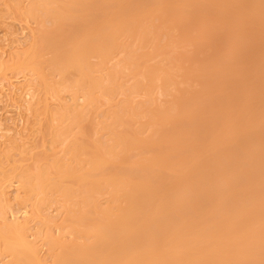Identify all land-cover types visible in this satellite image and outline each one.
I'll list each match as a JSON object with an SVG mask.
<instances>
[{
    "label": "bare ground",
    "instance_id": "6f19581e",
    "mask_svg": "<svg viewBox=\"0 0 264 264\" xmlns=\"http://www.w3.org/2000/svg\"><path fill=\"white\" fill-rule=\"evenodd\" d=\"M189 11L210 16L218 27L205 31V45L215 49L223 36L230 48L228 58L186 74L207 73L215 98L194 104L178 120L157 111L155 123L172 125L160 142L159 128L145 139L108 130L110 144L96 145L88 169L57 160V176L40 171L35 185H25L29 194L66 198L73 192L62 179L85 185L78 193L82 208L71 204L72 233L83 243L49 241L53 264H264V0H63L61 8L39 0L28 15L55 21L59 36L72 18L82 21V35L64 43L51 64L63 78L76 73L78 88L111 93L113 74L104 84L92 77L89 60L98 59L101 68L121 37L135 38L122 63L136 72L148 42L168 39L173 29L186 35ZM158 72H146L149 85ZM114 118L117 123L118 114ZM157 146L162 152L152 153ZM132 148L151 153L127 164L123 155ZM70 155L79 164L75 152ZM115 165L122 168L111 175ZM104 191L106 206L96 201ZM87 218L92 225L82 223ZM0 238L11 264H45L18 230L0 232Z\"/></svg>",
    "mask_w": 264,
    "mask_h": 264
},
{
    "label": "rangeland",
    "instance_id": "374dc122",
    "mask_svg": "<svg viewBox=\"0 0 264 264\" xmlns=\"http://www.w3.org/2000/svg\"><path fill=\"white\" fill-rule=\"evenodd\" d=\"M38 2L0 0V232L18 230L36 249L42 262L53 264L49 241L83 243L72 233L75 214L71 204L78 203L82 208L78 193L85 185L71 178L62 179L63 186L73 192L67 198L52 192L45 196L37 192L29 194L25 185H35L40 171L47 170L51 176H57L54 168L57 160L81 170L88 169V156L96 145L110 144L108 130L145 139L159 128L157 141L164 140L160 134L172 125L163 121L155 123L157 111L169 112L178 120L194 104L213 100L217 92L207 73L186 74L198 71L203 65L210 67L228 58L231 52L223 36L218 37L215 49L205 45V31H217L218 27L210 16L189 11L193 20L186 35L180 29H173L168 39L160 36L148 42L136 72L122 63L126 53L135 48V38L121 37V47L101 68L97 67L98 59L91 58L90 64L95 68L92 77L106 84L113 74L114 90L111 93L83 90L75 86L79 82L76 73L68 71L63 78L51 63L64 43L82 35L84 23L72 18L59 36L55 21L50 23L28 15ZM62 2L49 0L50 5L58 8ZM155 68L159 69V80L149 85L146 72ZM162 78L167 82L163 83ZM137 83L141 88L134 90ZM85 91H90L88 98ZM162 150V146H157L151 152ZM149 151L129 149L123 155L125 163L150 155ZM71 152H75L79 164L72 161ZM121 168L115 165L108 172L113 175ZM109 198L104 191L96 201L106 206ZM92 222L91 218L82 221L88 226ZM13 260L0 238V264H11ZM63 264L70 263L66 260Z\"/></svg>",
    "mask_w": 264,
    "mask_h": 264
}]
</instances>
